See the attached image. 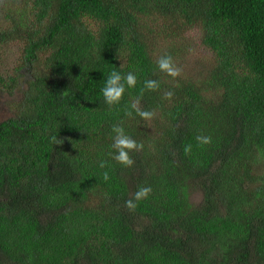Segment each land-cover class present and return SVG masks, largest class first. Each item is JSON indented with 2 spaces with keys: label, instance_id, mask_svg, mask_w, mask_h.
Listing matches in <instances>:
<instances>
[{
  "label": "trees",
  "instance_id": "1",
  "mask_svg": "<svg viewBox=\"0 0 264 264\" xmlns=\"http://www.w3.org/2000/svg\"><path fill=\"white\" fill-rule=\"evenodd\" d=\"M188 38L208 57L187 68ZM8 51L0 264H264V0H0ZM113 70L137 84L110 107ZM114 125L143 144L131 166Z\"/></svg>",
  "mask_w": 264,
  "mask_h": 264
},
{
  "label": "clouds",
  "instance_id": "2",
  "mask_svg": "<svg viewBox=\"0 0 264 264\" xmlns=\"http://www.w3.org/2000/svg\"><path fill=\"white\" fill-rule=\"evenodd\" d=\"M158 67L160 71L167 73L170 76H178L180 74L179 69L173 64L172 58L170 56L162 57L158 62ZM137 84V76L134 72H128L126 75H122L121 72L113 70L110 75L107 76L105 80L104 87L102 88V95L107 105L110 107L121 102L127 88H134ZM145 88L148 90H155L159 87V83L156 80H146L144 82ZM167 96L171 97L172 93H166ZM132 108L135 113L145 120H150L155 115L152 111L141 110L138 104H133ZM133 113L129 112L128 116H132ZM113 132L115 133V144L114 148L117 150L113 154V158L124 166H131L133 161L129 155L130 151L138 150L143 148V144H138L131 136L126 134L125 129L121 126L114 125ZM53 141H56L55 136L52 137ZM197 142L200 145H207L212 142L210 136L200 135L196 137ZM185 153H191L192 145L187 144L184 147ZM105 165L102 162L101 167ZM109 179L108 172L104 173V180ZM152 189L150 187H140L135 193V201H141L149 196ZM129 208H134L136 203L133 200L126 201Z\"/></svg>",
  "mask_w": 264,
  "mask_h": 264
},
{
  "label": "rangeland",
  "instance_id": "3",
  "mask_svg": "<svg viewBox=\"0 0 264 264\" xmlns=\"http://www.w3.org/2000/svg\"><path fill=\"white\" fill-rule=\"evenodd\" d=\"M190 43H191V39L188 38L187 40L181 41L177 44L178 50L181 52V56L185 58H189V60L184 59V63L183 61L181 62V60H179V63L186 66L187 68L188 66H192V64H194L198 59L204 60L208 57L204 51L197 50V48H193V45ZM15 58H16V52H15ZM15 58L10 53V51H8L7 54L4 53L2 55V59H0V72H3L5 68L11 67L13 62H15ZM179 69L183 74L187 73L181 67H179ZM18 97L19 96L13 98L8 95H0V121L5 120L11 116L13 102L15 99H18ZM192 200L194 202H199L201 200L200 194L198 193L193 194Z\"/></svg>",
  "mask_w": 264,
  "mask_h": 264
}]
</instances>
